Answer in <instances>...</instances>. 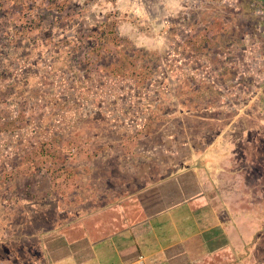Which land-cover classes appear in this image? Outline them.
Segmentation results:
<instances>
[{"label": "rangeland", "instance_id": "obj_1", "mask_svg": "<svg viewBox=\"0 0 264 264\" xmlns=\"http://www.w3.org/2000/svg\"><path fill=\"white\" fill-rule=\"evenodd\" d=\"M85 9L70 0H0V218L13 209L14 225L27 201L51 204L32 213L44 225L59 216L54 205L81 204L92 206L95 231L117 218L109 203L124 189V166L138 167L137 182L147 171L159 181L178 168L188 138L195 145L198 134L216 129L207 118L234 117L218 108L230 101L231 78L218 76L212 58L209 73L199 68L198 51L210 47L182 41L164 23L148 26V7L140 29L124 32L107 30ZM262 84V107L243 116H257L249 134L264 140Z\"/></svg>", "mask_w": 264, "mask_h": 264}, {"label": "crops", "instance_id": "obj_2", "mask_svg": "<svg viewBox=\"0 0 264 264\" xmlns=\"http://www.w3.org/2000/svg\"><path fill=\"white\" fill-rule=\"evenodd\" d=\"M257 1L264 5V0ZM70 2L84 6L95 19L102 16L112 32L140 29L142 9L148 7V26L164 23L166 31L179 29L182 41L192 37L193 45L210 47L211 53H198L219 63L222 79L238 74L233 41L238 40V45L247 35L255 45L264 41V21L258 36H253L256 30L251 21L246 25V0L238 7L235 0ZM254 71L249 76L251 83L237 87L231 82L226 87L230 101L218 104L223 111H234L231 121L224 116L206 117L216 129L198 134L195 145L188 138L175 171H165L159 181L156 174L151 180V171H147L148 177L140 183L138 167L124 166L126 175L120 172L124 189L116 203H109L117 212L115 221L107 220L94 231L92 206L89 210L75 204L66 210L58 203L54 206L59 216L47 226L40 218L35 221L32 213L42 214L51 204L27 201L20 214L22 225H14L13 209L10 213L8 209L0 218V264H264V140L249 134L248 121L257 118L256 113L243 116L263 104L264 80L256 84L259 79ZM218 87L223 92L224 86ZM257 120L264 125V118ZM34 222L42 226L29 231L27 227ZM27 238H36L37 244L26 246Z\"/></svg>", "mask_w": 264, "mask_h": 264}, {"label": "built area", "instance_id": "obj_3", "mask_svg": "<svg viewBox=\"0 0 264 264\" xmlns=\"http://www.w3.org/2000/svg\"><path fill=\"white\" fill-rule=\"evenodd\" d=\"M247 7L243 13V17L246 18V21H251L252 27L256 30L253 36H258V34L262 33V24L264 21V5L262 2L257 0H246ZM235 4L237 3V7L241 3V0H235ZM238 9V8H237ZM243 11V9L241 10ZM247 24V23H246ZM237 41H233L236 44V61L237 67L234 68L237 70V76L231 77V82L234 85L240 86L242 82H250V77L252 75L251 71L256 72L257 78L259 81L256 83L259 85L262 80H264V76L259 73L262 72L261 66L264 64V41H258V44L255 45L256 41H253L249 35H247L246 41H241L240 44L237 45ZM230 48L226 50L229 53ZM231 52V51H230ZM204 58V59H203ZM229 58V57H226ZM202 63L199 65V68L203 74L209 73L208 64H210L209 57L202 56ZM206 71V72H205ZM253 72V73H254ZM206 75V74H205ZM232 83V84H233ZM251 83V82H250Z\"/></svg>", "mask_w": 264, "mask_h": 264}]
</instances>
